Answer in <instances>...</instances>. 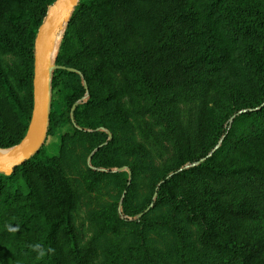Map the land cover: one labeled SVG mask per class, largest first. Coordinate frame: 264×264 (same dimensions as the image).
<instances>
[{
    "label": "trees",
    "instance_id": "obj_1",
    "mask_svg": "<svg viewBox=\"0 0 264 264\" xmlns=\"http://www.w3.org/2000/svg\"><path fill=\"white\" fill-rule=\"evenodd\" d=\"M55 1L0 0V50H14L23 33L33 44ZM239 50L254 96L236 86L235 111L224 119L212 97ZM141 88L164 111L181 160L159 176L150 202L167 203L196 225L211 261L264 264V0H80L56 58L47 139L64 143L72 126L105 139L97 163L113 143L89 117L98 90L127 122L126 97ZM32 110L0 65L1 148L20 143ZM45 144L11 175L0 173V264H91L72 220L74 194ZM197 181L203 195L190 190ZM133 186L131 177L125 206Z\"/></svg>",
    "mask_w": 264,
    "mask_h": 264
},
{
    "label": "rangeland",
    "instance_id": "obj_2",
    "mask_svg": "<svg viewBox=\"0 0 264 264\" xmlns=\"http://www.w3.org/2000/svg\"><path fill=\"white\" fill-rule=\"evenodd\" d=\"M75 7L52 33L50 38L56 37L53 42L49 40L47 44L54 48L51 69L56 65L67 21ZM35 40L36 37L32 44L27 33L19 34L14 50H0V65L24 104L31 100L34 103ZM118 76L121 78L123 74ZM218 81L220 87L213 93V105L228 119L235 111L236 86L254 96L255 83L241 50L236 52L234 63L221 71ZM49 97L52 103V89ZM104 98L99 89L98 106L89 117L100 124L97 130L106 132L113 143L110 150L98 157L97 163L93 156L98 146L107 143L105 139L77 132L72 126L64 143L52 136L45 141L49 155L60 158L66 183L74 194L72 220L80 247L90 255L91 264H222L204 256L199 229L184 214L175 212L167 203L150 202L156 196L159 176L171 174L181 165L164 111L141 88L132 99L126 97L132 116L122 122L113 113V103ZM188 110L189 105H184V122ZM131 177L133 193L125 206V185ZM190 190L203 195L205 184L197 181Z\"/></svg>",
    "mask_w": 264,
    "mask_h": 264
},
{
    "label": "water",
    "instance_id": "obj_3",
    "mask_svg": "<svg viewBox=\"0 0 264 264\" xmlns=\"http://www.w3.org/2000/svg\"><path fill=\"white\" fill-rule=\"evenodd\" d=\"M79 1L56 0L49 7L47 17L38 30L35 40L34 103L31 120L27 133L20 143L10 148L0 147V173L11 175L15 167L30 159L45 144L52 111L49 94L52 89L53 73L56 69V65L52 69L48 65L46 44L51 34L61 25L69 8L77 6ZM71 15L72 13L70 17Z\"/></svg>",
    "mask_w": 264,
    "mask_h": 264
},
{
    "label": "bare ground",
    "instance_id": "obj_4",
    "mask_svg": "<svg viewBox=\"0 0 264 264\" xmlns=\"http://www.w3.org/2000/svg\"><path fill=\"white\" fill-rule=\"evenodd\" d=\"M72 7H70L69 8V10L71 9ZM69 10H68V12H69ZM68 14V13H67ZM66 17V16H65ZM64 17V18H65ZM62 24V23H61ZM60 27V26H59ZM58 27V28H59ZM55 31H57V29L55 30ZM52 35V34H51ZM51 37V36H50ZM49 37V39H48V41H47V44L48 43H50L51 41L53 42V40L56 38V37H54V38H50ZM49 40H50V42H49ZM47 44H46V53H47V60H48V65H49V67L51 68V61H52V55H53V50H54V48H53V46L50 44L49 45V47H47Z\"/></svg>",
    "mask_w": 264,
    "mask_h": 264
}]
</instances>
